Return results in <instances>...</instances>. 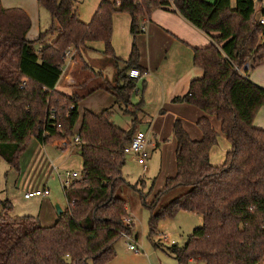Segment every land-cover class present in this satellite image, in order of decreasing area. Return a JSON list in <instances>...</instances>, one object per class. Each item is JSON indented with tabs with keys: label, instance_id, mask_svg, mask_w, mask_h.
Returning a JSON list of instances; mask_svg holds the SVG:
<instances>
[{
	"label": "trees",
	"instance_id": "trees-1",
	"mask_svg": "<svg viewBox=\"0 0 264 264\" xmlns=\"http://www.w3.org/2000/svg\"><path fill=\"white\" fill-rule=\"evenodd\" d=\"M37 2L50 12L51 27L29 40L30 16L20 8H5L0 0V157L19 172L32 139L42 144L65 140L79 150L82 177L64 186L67 208L51 226L33 216H14L11 201L0 198V264L110 263L121 233L129 231L123 223L128 215L124 186L138 190L150 210V236L160 220L181 211L203 216L202 226L183 246L168 247L179 264H264V129L254 124L264 106V87L249 74L264 64V6L258 8L256 0H101L84 22L75 0ZM164 7H173L211 38L210 45L194 48L193 62L203 76L191 81L185 96L173 99L206 115L197 123L200 140L191 138L181 120L174 122L177 172L149 201L123 174L124 149L138 131L144 107L143 99L133 100L146 86L147 72L140 65L136 36L151 12ZM116 13L131 17L133 42L126 60L116 55L112 42ZM50 35L53 40L47 43ZM90 42L104 44L115 80L88 91L84 80L71 94L59 91L67 51L78 53ZM99 89L110 92L115 105L131 117L129 128L113 121V106L98 114L85 110L75 130L80 101ZM220 133L231 147L224 162L214 165L210 154Z\"/></svg>",
	"mask_w": 264,
	"mask_h": 264
},
{
	"label": "rangeland",
	"instance_id": "rangeland-1",
	"mask_svg": "<svg viewBox=\"0 0 264 264\" xmlns=\"http://www.w3.org/2000/svg\"><path fill=\"white\" fill-rule=\"evenodd\" d=\"M100 1L101 0H75L76 9L78 10L80 19L84 22H89L92 19L95 11L97 10ZM256 1L258 2V0ZM262 4L264 6V2ZM33 19L34 26L30 30L29 34L30 36H34V39H37L40 32L39 28L42 27V29L44 28L43 31H45L46 28L48 29L49 27H51L50 19L52 20V18L48 10H46L45 8H41V10L38 11L36 7V10H33ZM130 21L131 18L128 13H116L114 15L113 39L116 40L121 48H124L127 37L129 38V35L131 34ZM52 37L53 36L51 35L47 37V43L52 42ZM99 45L104 47L102 42L99 43ZM121 48L120 50L121 52H123L124 50ZM73 51L74 50H72L70 57L67 56V60L65 63L66 66L69 63V60H74ZM81 53L84 54V49H82L78 53H75V59L77 58L76 60L78 61V63L77 66L72 69V74L75 75L78 72H81V75L83 76L84 74H92V71L90 68L88 69L87 64L84 65L81 62V58L79 56V54ZM91 56V58L93 59L89 60H97L92 62L96 63L101 61L99 60V58L95 57L98 56L97 54L94 53ZM95 63L91 64V67L94 69H96L94 67ZM100 63H102V61ZM105 65L107 66L104 71L107 76H110V71L113 68L109 63H106ZM85 70H88V72ZM64 77L65 75L63 76V78ZM81 80L82 79H80V81ZM100 80L102 81V79ZM98 81L99 79L96 80V78H93L91 80L92 84L94 85L98 84ZM104 95H106V92L91 93L85 96L80 101V120L76 125V131H78V127L81 125L82 115L85 110L101 112L105 108H110L113 104H116L114 98V103H112V105H109L108 101L105 100ZM118 109V106L114 105L115 113L112 117L113 121L122 128H129L131 125V117ZM259 115L261 117L264 116V106ZM139 117L141 122L138 126L140 130H138H142L143 132L147 133L149 130L148 122H150L151 119L148 118L144 113H141ZM262 122L264 123V118ZM220 135H222L224 139H218L214 150L224 152L226 143L228 142L225 140L226 137L223 134L220 133ZM153 136V134H150L149 136L151 143H149L148 145V150L150 152V158L147 161L148 170L145 171L142 165H140L139 162L130 155H126V163L123 167V174L128 183L133 186H138V189H142L148 195L149 201H151L155 194L164 187L166 179L168 177H172L166 176L170 165V157H172V151L171 153H169L167 149L165 150V152H162L161 148H157L154 145L153 142H155L157 138ZM164 136L165 141H162V144L165 142H170L172 137H174L173 132L171 136L169 135L168 129H166ZM158 139H160L159 136ZM65 142L67 143V141L63 140L58 143H54L53 145L58 144V146L62 148L68 147V145H64ZM33 143L34 139L31 140L28 147L30 153L26 154V151L25 155H23V158H20V164H22L20 167L21 170L19 172L11 168L10 165L0 157V198L3 200L7 199L11 201L13 206L12 214L14 216H33L35 218H38L43 226H51L57 221L59 216L57 205H59L63 209H66L67 207L64 185L59 179L57 172L55 171L54 164L60 167V170L58 171L63 174L65 173V171L74 172L79 170L81 167L82 159L80 157L79 150H77V148H74V143H71L69 145L71 147H69L66 152H62L61 150L53 147L52 144H48L49 146H47L46 149L50 156L52 155L50 158L46 156L45 152L38 153V156L34 152L32 154L31 152L34 151L32 148ZM41 154L44 158L40 157ZM64 154L66 155V159L63 160V163H58L57 161H59L61 158H55L54 155H56L57 157ZM35 156H37L38 158L40 157L38 165H33L35 162L33 161V158ZM174 156L176 161V153ZM141 180L145 181V186L141 185ZM44 187H47V189H49V191L51 192V195H49L48 198H25L26 191L41 189ZM121 195L128 201L129 214H131L135 219V227L132 231L131 241H127L124 237H121L117 241V258H115V264H179L178 261L168 253V247H171L174 244L183 246L194 228L202 226L203 216L200 214L181 211L173 218H164L160 220L157 226L156 234L150 236L149 220L151 217V212L149 209L143 206L141 195L138 190L130 186H124L122 188ZM1 210L2 206L0 205V212ZM164 235L169 238V241L167 243H164L163 245L159 244L160 247H157L156 244L159 243V239ZM173 241L174 243L172 244ZM128 243H136L140 247L141 253L136 254L129 250ZM153 252L156 253V258L152 261L144 257L145 254L150 255ZM186 264H205V262L193 260Z\"/></svg>",
	"mask_w": 264,
	"mask_h": 264
},
{
	"label": "crops",
	"instance_id": "crops-1",
	"mask_svg": "<svg viewBox=\"0 0 264 264\" xmlns=\"http://www.w3.org/2000/svg\"><path fill=\"white\" fill-rule=\"evenodd\" d=\"M213 2L214 0H207ZM34 2V3H33ZM259 2V8L263 7V2ZM2 5L5 8H20L23 9L31 18L32 20V27L34 26V19H33V10L40 11L42 7L39 6L37 0H1ZM131 18V17H130ZM50 19V23H51ZM131 23V21H130ZM40 24V23H39ZM30 29V30H31ZM44 29V28H43ZM42 27L39 28L40 33L43 31ZM47 29V28H46ZM29 30V32H30ZM29 32L27 33V38L29 40H35L33 37L30 36ZM129 32V31H128ZM114 43V49L116 55L126 60L129 58L131 49H132V42L133 37L130 34L129 38L127 37L126 43L124 48L118 45L115 39H112ZM262 41L264 42V36L262 37ZM137 46L140 50V65L146 69V75L143 79L146 80V86L142 88H138V92L134 95L133 100L134 102H139L141 99L144 100V107L143 113L151 119L149 123V130L146 133L149 143L151 140L149 139L150 134H153V137H156V141L153 142L157 148H161L162 152L168 149V152L171 153L172 157H170V165L166 176H174L177 172V165L175 167V153L177 149V141L176 138L173 136L170 142H165L162 144V141H165V131L166 129L169 130V135L171 136L173 132V125L176 120H181L185 129L189 133L192 139L200 140L202 138V132L198 127V121L205 116L206 114L199 109L198 107L184 103V102H174L173 99L175 97H182L185 96L190 88V83L193 79L200 78L203 76L204 72L201 68L196 67L193 62V55H194V48L197 47H205L211 44V38L209 35L195 27L191 24L188 20H186L183 16H181L178 12L174 10L173 7H164V8H156L154 9L150 16L146 18V30L144 32H140L136 36ZM101 42H90L87 44V47L84 48V54H79L81 58V62L86 65L88 69L90 68L92 74H84L81 75V72L76 73L75 75L72 74V69L77 66L78 61L75 59V51L74 52V60L70 61L68 65L65 67L63 75L60 78V81L57 85V89L61 92L66 94H71L75 91L74 85L80 81L87 80L86 87L83 89L84 91H88L95 86H105L106 84L112 83L115 80L116 76V69L111 62H108L112 66V70L110 71V76H107L104 69L106 68V59L104 55V47L99 45ZM104 45V44H103ZM121 49L124 51L121 52ZM97 54L95 56L99 58L100 62H92L97 61L89 60L93 54ZM89 62V63H88ZM94 64V68L91 67V64ZM105 65V66H104ZM82 67V66H81ZM80 67V68H81ZM248 68V67H246ZM88 72V70H85ZM98 71V72H97ZM250 78L258 85L264 87V64L259 65L254 70H250ZM65 77L63 78V76ZM93 78L99 79L98 84H92L91 80ZM102 79V81L100 80ZM96 92H106L105 100L108 101V104L112 105L114 103L113 95L104 90L99 89ZM107 105V104H106ZM113 104L111 107H113ZM106 109V108H105ZM263 106L260 108L258 114L255 117L254 124L257 127L264 129L263 118L264 116H260V112L262 111ZM120 110V109H118ZM94 112V111H93ZM99 111H95L98 114ZM100 113V112H99ZM115 113V111H114ZM212 123L214 124L216 129H219L220 124L219 121L216 120L214 117H211ZM80 126L78 127V130ZM127 129V128H125ZM139 129V128H138ZM140 130V129H139ZM142 131V130H141ZM158 136L160 139H158ZM218 139H224L222 135L218 136ZM228 143H226V148L224 152L222 151H215L214 146L211 150V161L214 165H220L225 160V151L227 152L231 145L230 142L225 139ZM230 147H229V145ZM48 144H42L37 139L34 138L33 143V150L31 153H38L45 152L47 157H51L47 151ZM53 147L61 150L62 152H66L69 147H59L57 145H53ZM74 148H77L74 146ZM78 150V148H77ZM27 153H30L29 148L26 150ZM74 152V151H73ZM25 153L23 155H25ZM23 155L21 156L23 158ZM35 156L33 158L34 164L38 165L40 157L44 158L41 154L38 158ZM55 158H61L58 163H63L66 159V155L57 156L54 155ZM53 156V157H54ZM150 158V157H149ZM216 159V160H214ZM51 161V160H50ZM82 161V160H81ZM163 161H164V154H163ZM218 161V162H217ZM53 162V161H52ZM22 164V163H21ZM54 164V163H53ZM55 171L59 175L60 167L55 165ZM82 170V163L79 170L74 172H81ZM20 179V177H19ZM19 181V180H18ZM51 195V192H50ZM42 198V197H41ZM48 198V197H45ZM27 199V198H26ZM129 205V204H128ZM67 208V207H66ZM63 209V208H62ZM66 209H63V211ZM133 220L134 217L129 214ZM135 227V222H134ZM161 239V238H160ZM159 239V243L156 244L157 247L163 245L165 242ZM118 243V242H117ZM116 243V244H117ZM186 243V242H185ZM115 244V249L117 245ZM160 244V245H159ZM130 250V249H129ZM117 253V252H116ZM155 252L151 253L150 255H144L147 259L152 261L155 259ZM117 256V254H116ZM117 258V257H115ZM193 261V260H192ZM116 259L112 260L108 264H115ZM191 262V261H190Z\"/></svg>",
	"mask_w": 264,
	"mask_h": 264
},
{
	"label": "built area",
	"instance_id": "built-area-1",
	"mask_svg": "<svg viewBox=\"0 0 264 264\" xmlns=\"http://www.w3.org/2000/svg\"><path fill=\"white\" fill-rule=\"evenodd\" d=\"M261 23H264V19L261 20ZM146 30V19L143 21V23L140 26V31L144 32ZM71 50L67 51L66 56L70 57ZM139 73L137 72V75ZM146 73H144L143 76H145ZM76 141L79 142V138H76ZM66 145V142L64 143ZM149 140L147 138V134L143 131H137L135 135L132 138V141L130 144H128L125 149L124 153L125 155L133 156L140 165L144 168V170H148L147 161L150 157V152L148 150ZM82 177L81 172H71V171H65V173L59 175V179L63 183L64 186H68L73 180L80 179ZM50 195L49 189L47 187L36 189V190H29L25 192V198L31 199L34 197H48ZM123 223L125 227L129 229V231H123L121 233V237H124L127 241H131L132 239V231L134 229V220L130 215H127L123 219ZM161 240L165 243L169 241V238L167 236H162ZM174 241L172 242V244ZM128 248L136 253L140 254L141 250L140 247L136 243H128Z\"/></svg>",
	"mask_w": 264,
	"mask_h": 264
},
{
	"label": "water",
	"instance_id": "water-1",
	"mask_svg": "<svg viewBox=\"0 0 264 264\" xmlns=\"http://www.w3.org/2000/svg\"><path fill=\"white\" fill-rule=\"evenodd\" d=\"M258 1H262V0H258ZM57 208L59 215H61L64 212L63 209L59 205H57Z\"/></svg>",
	"mask_w": 264,
	"mask_h": 264
}]
</instances>
